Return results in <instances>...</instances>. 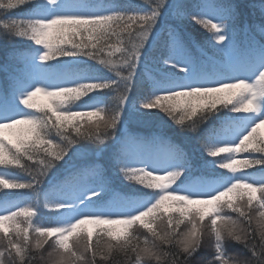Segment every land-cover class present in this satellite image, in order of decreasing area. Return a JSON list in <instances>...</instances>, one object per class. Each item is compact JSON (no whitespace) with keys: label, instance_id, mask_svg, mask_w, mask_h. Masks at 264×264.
I'll use <instances>...</instances> for the list:
<instances>
[{"label":"snow or ice","instance_id":"snow-or-ice-1","mask_svg":"<svg viewBox=\"0 0 264 264\" xmlns=\"http://www.w3.org/2000/svg\"><path fill=\"white\" fill-rule=\"evenodd\" d=\"M145 3L0 0V37L37 46L7 51L0 63V168L30 177L0 172V191L28 190L35 201L0 204V264H115L116 255L129 264H192L205 238L214 251L208 264H264V3ZM186 23L210 34L213 55ZM89 61L114 78L80 74ZM149 65L144 88L136 79ZM93 93H113L114 107L106 112ZM154 109L181 132L202 133L197 151L212 159L198 161L162 132L130 130L133 120L151 122ZM50 174L53 195L41 204ZM113 176L140 187L118 191ZM41 208L56 213L53 222L34 225ZM229 241L245 259L229 255Z\"/></svg>","mask_w":264,"mask_h":264},{"label":"trees","instance_id":"trees-1","mask_svg":"<svg viewBox=\"0 0 264 264\" xmlns=\"http://www.w3.org/2000/svg\"><path fill=\"white\" fill-rule=\"evenodd\" d=\"M94 3L99 4H114L119 7H147L148 5L145 3V0H92ZM187 3H194L196 0H186ZM252 0H249V3H251ZM257 3H264V0H256ZM31 9V5L24 6L21 9L17 10V15L26 16ZM184 29L186 32H188L190 35L193 36V38L197 39L201 43H204L206 45L205 51L208 55H213L212 48L208 45L210 34L206 32V30L202 29L198 25H194L191 23H186L184 25ZM37 47L34 45V42L27 41L23 38H16L11 43L6 42L3 40L2 37H0V63L3 62L4 54L7 51L10 50H16L27 53L32 48ZM195 55H200L199 52H194ZM153 66L149 65V72L144 73L142 75H139L136 79V82L144 87L147 88L148 81L147 76L154 74L152 71ZM80 74L82 75H99L104 78H114L113 74L108 72L106 69H104L102 66L95 64L94 62L89 61L86 65H81L80 68ZM0 83H2V73H0ZM92 97L100 96L104 98V104L102 107H105L106 112L110 111L114 107L113 102V93H93L91 94ZM91 97H85L81 101L76 102L74 105H72L75 108H79L82 104L85 103V101L90 100ZM229 107H231L229 105ZM156 115L153 117L152 121L148 124L138 123L137 121L133 120L130 124V130L135 131L141 135H150L153 133H163L167 136H170L174 141L177 143L182 144L190 153H193L196 155L197 160H211L212 158H208L206 156H201L200 153L197 151L199 145H198V139L201 137L202 133H191V132H181L178 125H175L173 121L170 120V118L167 117V115L160 111L159 109L152 110ZM228 111L227 108H223L221 106V111L217 113V116L222 117L226 112ZM215 120V117L213 120H210L208 124H212ZM208 125H205L207 127ZM85 147L90 151H96L97 146L92 144H87ZM244 157H249V153H243ZM107 156V153L104 154L102 159H104ZM64 166H60V172L62 173ZM56 169H53L54 175L56 173ZM218 171H224V170H218ZM248 171L254 172L257 175H259L258 168L249 169ZM0 172H7L8 175L18 178L21 182L27 181L30 179V177L23 172H20L14 168H0ZM111 175V174H110ZM196 175H198L197 172H189L188 177L189 179H195ZM58 178V177H57ZM56 183V178L54 176H51L48 180L45 181V183L41 187V200L40 203L43 204L44 202V196H51L53 195V186ZM112 187L118 191L134 194L136 193V190L140 186H134L129 185L126 181H120L116 177H112ZM147 191V190H145ZM5 200H11L16 204H21L24 206H28L30 204H33L35 201L33 200L32 194L28 190H14L12 192H9L8 190H2L0 191V204H3ZM56 215L54 212H50L47 209L41 208L38 212V215L36 218H33L34 225L37 223H51L53 222V217ZM207 224V220L205 221ZM184 226H181V229L183 230ZM34 233H29L30 239L34 240ZM138 235H140L141 240L144 238L145 235H147V232L143 229L139 230ZM51 244V241L49 242ZM49 246L45 245V248L43 250V254L46 256L47 252L49 251ZM226 250L229 253L230 256L239 258V259H245L246 258V252L242 245L235 243V242H227L226 243ZM37 257L41 254L40 252L35 253ZM113 260L115 264H129L128 260L123 257L116 255L113 257ZM209 261H214V251L212 248V242L205 238L204 243L199 250L197 256L193 260L192 264H208ZM35 264H43L42 261L37 259ZM155 264V262H153Z\"/></svg>","mask_w":264,"mask_h":264},{"label":"rangeland","instance_id":"rangeland-1","mask_svg":"<svg viewBox=\"0 0 264 264\" xmlns=\"http://www.w3.org/2000/svg\"><path fill=\"white\" fill-rule=\"evenodd\" d=\"M37 102L38 103H44L45 102V99L43 97H38L37 98ZM101 106H103V104ZM257 136L258 137L259 136H264V128L259 129V131L257 132ZM242 156L244 157V154L243 153L241 154V157Z\"/></svg>","mask_w":264,"mask_h":264}]
</instances>
